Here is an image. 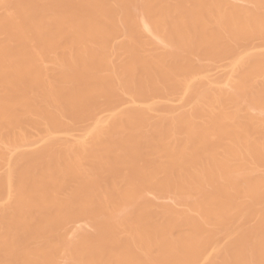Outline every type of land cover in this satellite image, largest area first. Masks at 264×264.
Here are the masks:
<instances>
[{"label": "bare ground", "instance_id": "6f19581e", "mask_svg": "<svg viewBox=\"0 0 264 264\" xmlns=\"http://www.w3.org/2000/svg\"><path fill=\"white\" fill-rule=\"evenodd\" d=\"M0 264H264V0H0Z\"/></svg>", "mask_w": 264, "mask_h": 264}]
</instances>
